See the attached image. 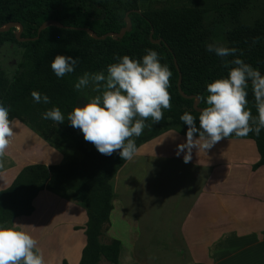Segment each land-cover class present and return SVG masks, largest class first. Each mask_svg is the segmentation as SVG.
I'll return each mask as SVG.
<instances>
[{
  "label": "trees",
  "instance_id": "1",
  "mask_svg": "<svg viewBox=\"0 0 264 264\" xmlns=\"http://www.w3.org/2000/svg\"><path fill=\"white\" fill-rule=\"evenodd\" d=\"M247 3L231 0L214 8L141 10L137 0H0V45L14 41L23 49L11 79L0 67V100L9 105V119L17 118L57 149L71 148L81 154L62 163L23 166L10 185L0 189V224L12 225L14 218L30 215L32 200L42 189L69 193L67 198L81 205L87 216L78 264H98L101 259L116 264L120 241L112 238L101 243L99 238L113 208L110 179L126 160L117 152L99 153L67 120L56 124L42 119L41 113L56 106L67 117L73 107L99 94L91 88L75 90L77 77L106 71L122 55L139 59L153 49L172 73L167 89L170 107L162 109L159 122L146 121L148 126L133 139L138 147L171 125L185 134L186 125L179 116L186 110L198 116L207 106L206 84L228 72L218 57L205 50L206 43L236 47L242 60L264 74V15L251 25L241 23L239 15ZM8 23L21 25L24 40L18 42L14 26L4 29ZM56 54L78 58L75 70L57 78L50 67ZM33 90L47 95L49 103L33 102ZM246 99L256 115L251 85ZM246 137L255 142L259 158L252 168L256 169L264 165V129L259 136L250 132Z\"/></svg>",
  "mask_w": 264,
  "mask_h": 264
},
{
  "label": "crops",
  "instance_id": "2",
  "mask_svg": "<svg viewBox=\"0 0 264 264\" xmlns=\"http://www.w3.org/2000/svg\"><path fill=\"white\" fill-rule=\"evenodd\" d=\"M230 1L137 0V4L141 10H153L214 8ZM11 121L14 124L13 136L6 154L0 157V189L9 186L25 165L57 164L71 154H63L61 149L51 146L17 118ZM32 137L34 143L30 144L29 138ZM184 139V133L170 128L140 144L138 154L126 160L110 179L112 205L116 195H130L132 190L136 192L137 185H131L136 179L133 164L140 157L149 160L151 165L170 166L178 171L173 173L171 184L170 176L165 175L167 183L164 186L169 189L166 199L176 204L167 230L179 232L188 253L185 261L176 264H264V165L252 168L259 158L254 140L247 137L222 138L206 153L194 147L191 158L185 162L183 152L176 155V146ZM79 153L74 158L79 159ZM32 205L34 209L30 215L16 217L13 223L37 240L44 264H62V260L66 264H78L86 241L84 208L47 189L36 194ZM120 207L118 216L124 219L126 201ZM69 245L73 246L74 262H71ZM121 250L122 247L116 264L121 261ZM103 260L99 264H110Z\"/></svg>",
  "mask_w": 264,
  "mask_h": 264
},
{
  "label": "clouds",
  "instance_id": "3",
  "mask_svg": "<svg viewBox=\"0 0 264 264\" xmlns=\"http://www.w3.org/2000/svg\"><path fill=\"white\" fill-rule=\"evenodd\" d=\"M205 50L218 57L228 67V72L206 84L204 103L207 106L198 116L187 110L179 116L186 125V132L184 141L176 146V155L183 152L185 162L191 158L194 147L206 153L222 138L246 137L250 132L259 136L264 129V74L242 60L236 47L213 41L205 44ZM16 56L14 46H0V61ZM77 63L78 58L56 54L50 67L54 75L61 78L72 73ZM171 75L153 49H147L139 59L122 55L107 65L106 71L84 72L73 84L77 91L91 88L98 95L73 107L67 117L59 107L53 106L43 111L41 118L56 124L67 120L99 153L117 152L122 160H131L138 154L133 138L139 137L148 126L146 121L159 122L163 118L162 109L170 107L167 89ZM249 85L256 115L248 108ZM30 95L35 103H49V97L36 90ZM9 110V105L0 100V157L6 154L14 132ZM0 264H44V259L30 232L16 227L15 223L0 224Z\"/></svg>",
  "mask_w": 264,
  "mask_h": 264
},
{
  "label": "rangeland",
  "instance_id": "4",
  "mask_svg": "<svg viewBox=\"0 0 264 264\" xmlns=\"http://www.w3.org/2000/svg\"><path fill=\"white\" fill-rule=\"evenodd\" d=\"M247 1L246 7L239 15V21L251 25L255 20L263 17L264 0ZM13 26L18 31V25L14 24ZM5 44L10 48L14 46L17 51L16 57L0 61V67L4 70L5 76L9 78V76L12 77L17 68L23 49L20 44L14 41L5 42L0 46ZM171 127L179 130L178 127L172 125ZM32 138H29L30 144L34 141V138ZM60 151L63 154L71 152V154L65 156L62 162L77 159L74 157H78L76 154L79 153L68 149H63V151L61 149ZM153 165L144 157H140L138 162L133 164L136 179L132 181L131 185H137L136 192L132 190L130 195H116L114 208L110 213V223L104 226L102 235L99 238L101 243H107L111 240L109 233L112 238H116L122 243L119 264H176L187 259L188 253L179 232L167 230L169 220L175 213L176 204L166 199L169 189L164 186L167 183L165 175L170 176L171 184L173 173L178 170H174L170 166ZM123 186H126V183ZM115 189L117 190V186H115ZM68 194H62V196L67 197ZM124 201H126L127 214L124 219H119L118 208H121L120 205H124ZM119 202H121L120 205ZM167 203L173 204V206H170V204L167 206ZM72 247V245H69L70 254ZM73 255L71 254V262H74ZM103 262L105 261L103 260Z\"/></svg>",
  "mask_w": 264,
  "mask_h": 264
},
{
  "label": "water",
  "instance_id": "5",
  "mask_svg": "<svg viewBox=\"0 0 264 264\" xmlns=\"http://www.w3.org/2000/svg\"><path fill=\"white\" fill-rule=\"evenodd\" d=\"M16 24H17L18 27H19V29H18V31H17V33H16V39L19 40V41H22V40H24V39H22V38L20 37L21 25L18 24V23H16ZM55 24H57V23H55ZM13 25H14V23H8V24H6V25L4 26V29L7 28V27H10V26H13ZM44 26H45V25H44ZM42 27H43V25L40 26V27L38 28V31H40ZM121 34H122V32L120 33V35H121ZM102 37H104V36H102ZM194 106H195V108L197 109L196 104H195Z\"/></svg>",
  "mask_w": 264,
  "mask_h": 264
}]
</instances>
